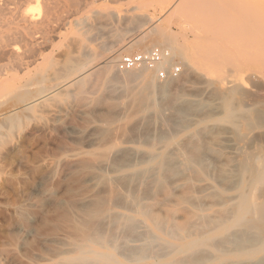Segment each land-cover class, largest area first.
I'll return each mask as SVG.
<instances>
[{
  "label": "rangeland",
  "instance_id": "1",
  "mask_svg": "<svg viewBox=\"0 0 264 264\" xmlns=\"http://www.w3.org/2000/svg\"><path fill=\"white\" fill-rule=\"evenodd\" d=\"M76 1L58 0L60 4H57L50 13L43 27L36 30L32 27L34 37L36 36L41 44L38 42V45L36 43L32 46L28 45L27 50H25L24 42L19 38L16 39L13 35L15 33L13 31L22 26L0 20V37L6 35V37H10V42L14 40L16 45L20 43L19 47L21 46V48L17 47L19 50L24 51H22L23 54L20 52L23 61L22 67H25L24 70L13 72L15 75L11 72V79L5 81V86L2 77L0 88L5 89L7 87L6 89H8L3 90L4 92H10L13 86L26 81L30 84L29 81H36L37 83L41 80L39 87L38 83L33 82L35 86L28 85L32 88V91H29L33 93L42 84L46 86L52 81L51 85H54L53 83H56L60 78H64H58V76L61 75L60 72H63L62 69L66 62L72 61L74 65L77 64V67L81 64V67H78L79 69L75 66L77 68L75 73L77 74L73 75L72 78L70 77L73 82L66 81L68 84L66 82L63 84L59 80L58 83L64 86H61V89L57 91L58 93L56 92L57 94L53 93L47 100L41 101L39 104L38 102L37 104L33 103L34 105L28 110L26 109L27 111L25 110L28 113L20 112L19 118L24 117L20 121L18 118L16 126H13L10 133L8 132L9 129H3L4 133L0 134V264H71L73 263L71 258L78 254L79 250L77 249L84 244L88 245V249L114 252L118 260L125 264H139V262L140 264H153L155 261L160 263L165 261V257L163 258L160 255L163 254L165 248L163 246H166V251L172 237L158 230L151 222V218L165 215L163 218L173 219L177 224L183 223L185 213L182 208L187 206L194 209L191 204L196 202L194 200L202 203V199L204 201V198H206L205 201L207 202L211 198L205 194L206 192L197 191L194 186L203 182L210 186L214 184L213 187L223 189L227 185L229 186V181L232 178L238 179V171L233 168H237L235 164L238 162L239 155L237 150L231 149V147L224 149L227 158L219 159L208 155L210 158L212 156V160H209V157L208 160L213 169L210 168L212 172L208 169L207 174H201L203 172L197 165L192 162L189 163L188 158H192L191 153L196 155L201 151L199 149L204 148L202 147L203 142L206 145L214 143L213 140L215 138L217 140L219 136L221 138L228 129L227 132L229 133L234 130L230 134L235 135L233 136L235 139H239L240 135L238 136V134L246 130L243 126L246 125L247 127L246 118L241 121V118L246 117V115L252 117L253 120L260 117V120H257L259 122L264 121L262 93L258 92L256 87L252 85L259 80L257 78L261 75V67L242 58V63L239 64V57L235 54L230 55L227 63L218 68H206L203 64L204 54L208 53L207 45L209 43L208 39L206 40V31L212 37L211 39H216L215 33L223 29L224 23L234 25L233 22L236 23V17L238 16V8L235 4L229 5V9L233 8L234 10L236 8L233 12L236 14H231L233 10H230L227 11L230 15H227L225 9L228 10V7L225 3L217 6V3H221L222 0H108L107 3H102L103 1L99 0L86 8H81L79 4H75ZM245 1L247 0H240V3ZM72 5L76 6L73 7ZM25 7L32 9L36 7L35 14L39 9V12L42 11L40 14L45 15V0H28ZM90 9L92 10L90 11ZM220 11L224 12L222 19L220 17L222 12L220 13ZM70 13H73V16L68 18L67 15ZM213 17L218 21H216L217 23ZM51 18H54L56 22ZM83 21L86 24H83ZM57 22H59V26ZM75 22L81 24L77 25ZM209 23H214V26ZM149 26L150 28L152 26L155 31L149 32L152 29ZM156 29L162 31V34L164 32L162 38L165 40L154 35H158ZM238 38L237 41L233 40L236 46L240 44V41H238L240 38ZM161 40H164L163 43ZM158 41H161V44ZM154 46H165L170 49L173 59L181 66V72L177 77L161 80L157 78L156 71L146 68H142L143 71L136 70L137 73L135 70L130 71V73L135 72L137 74L133 73L132 77L126 72L117 70L116 62L123 54L143 52ZM37 48L39 51L36 50ZM180 50H182L181 52L199 54L196 65H188L186 59L177 55L176 51L180 52ZM32 53L33 57H31ZM214 54L215 51L212 49L209 55L214 56ZM3 58L4 56L0 58V66L10 68L17 63L12 56L6 55V59ZM80 58L82 61H80ZM110 67L112 70H109ZM105 68L109 72L104 71ZM108 73L111 74L108 75ZM121 73L127 74V77ZM139 73L142 75L140 74L141 76L138 77ZM23 74L28 76H23ZM106 74L110 78L114 76L116 81H118L117 78L120 79V82L124 80V77L128 78L127 82L124 81L127 84L131 82L133 87H130L133 90L127 88L130 84L124 87L127 90L119 85L124 81L122 83L118 82L119 84L114 81L119 85L114 86L111 83L113 80L111 79L110 82L109 77L105 76ZM77 75V79L73 78ZM115 75H122L123 77L121 76V79ZM135 75L137 76L136 80H134ZM15 76H20L23 80L19 78L20 81H17V79H14V81ZM37 76L41 77L39 81H37L39 78L37 80L35 78ZM79 77H83L82 80H79L81 79ZM213 78L216 79L215 83L218 86L213 82ZM66 79L67 77L62 80L65 81ZM235 79L242 81L248 87V89L243 90L244 92H239L240 96L232 99L234 104L240 105L245 113H238L237 115H240V118L237 116V120L234 122H227L228 120L225 121L224 118L223 107L219 106V104L221 105L220 99L216 98L215 100L209 92H213L215 88L217 90V87L221 84L219 81L222 80L227 84L230 80ZM137 80L139 83L136 85L135 81ZM150 80L156 85L157 82L161 83L157 85L156 91L158 92H155L154 96L158 106H154L155 102L153 104L142 103L139 100L140 97L137 96L142 93L143 86ZM163 82L166 83L167 93L161 94L160 86ZM126 83L123 85H126ZM140 86H142L141 89H139ZM1 91L0 94H3L4 92ZM180 91L181 93H178ZM139 92L141 93L139 94ZM156 95L158 98H156ZM181 95L190 103H202L201 107L199 106L196 109L197 112L194 111L195 114L199 115L190 113V115L184 116L185 118L183 116L179 118L177 113H173L174 110L172 109H175L176 112ZM4 98L1 99L4 103L7 102L9 106L15 103L9 97ZM1 99L0 105L3 106ZM197 100L199 102H196ZM209 103L212 104L213 108L215 106L216 108L209 107ZM7 104H4L3 108L0 106V108H6ZM204 107L209 108L210 111ZM200 108H204V110L202 111ZM156 110L162 113H157ZM256 110L259 113L258 111L254 112ZM205 113L211 114L206 115ZM256 114L258 115L255 116ZM209 115L213 116L209 117ZM172 116L174 119H172ZM187 116L189 119L191 118L190 121ZM203 116L204 118H202ZM206 116L208 117L206 118ZM180 119L182 120L180 121ZM1 120L2 117L0 116V122ZM178 120L183 123V127H181ZM183 120L185 123L186 120L190 123H186V125ZM239 125H242L241 128ZM234 126H237V128ZM208 128H212L213 132L216 131L215 134ZM222 129H225V131ZM6 131L7 135L5 134ZM203 133L213 134V136L205 138L206 135ZM211 137H214L213 140H211ZM261 137H257L259 138V142L257 141L258 150L260 145L263 146L261 148L264 150V140H260ZM194 140L195 145L192 144ZM198 140L201 145L197 143ZM241 144L244 145L243 141ZM247 150V152L252 151V153L258 152L256 145L255 149L252 146ZM231 152H233L232 155ZM234 154L235 157H233ZM231 159L233 162L229 161ZM156 163L158 166H156ZM217 163L222 169L228 168L224 171L221 169L224 175L219 171ZM231 164H234L233 168ZM209 173L212 175L216 173L214 176H223V179L210 176ZM198 174L202 177L197 178L199 177ZM226 175L229 179L228 184L226 183L227 180H224ZM230 175H235V177ZM212 177L214 180L211 179ZM195 178L200 180L196 181ZM202 178L203 181H201ZM216 179L222 180L220 182ZM228 194H235V190H228ZM191 195L195 198L201 195L205 196L204 198L195 199ZM183 199L185 203L182 201ZM211 200L216 201L214 198H211L208 203L204 201L209 206L204 203L201 206L208 208L203 210L202 207L198 211L212 212V210L218 208V201L214 205V202L210 204ZM136 201L140 205L132 204ZM139 206L147 210L144 212L145 209L142 210ZM132 209L133 211H131ZM140 211L143 213L141 214ZM146 214H152V216L148 217ZM143 230L146 232L145 234ZM147 231L150 233L148 232V234ZM147 234L148 236L152 235V237L146 238ZM154 235H157V239L153 237ZM141 236L142 240L140 239ZM89 237L97 239L92 242H85L84 240ZM136 237L138 241L135 240ZM158 237L160 238L158 239ZM105 240L109 242L106 243ZM144 242L148 246L150 242L151 246L155 245V249L153 246V249H151L154 256H147L146 260L142 259L140 261L138 258L135 259V252L138 251L136 249L138 245H140L139 249L142 248L141 245ZM160 243L161 246H158L160 249L163 248L162 250L158 246L156 249V245ZM163 243L164 245H162ZM146 244L142 246L145 247ZM113 247L118 248L115 250ZM130 247H133V249ZM149 248L151 247L147 249ZM118 249L122 250L123 255H118ZM75 250L77 251L74 252ZM151 251H149L150 254ZM154 251L163 260L160 256L155 255ZM130 253L131 257H129ZM127 257H133L135 260L127 259ZM89 261H92L93 264H107L104 260L96 261L93 259L80 260L79 263L75 261L76 263L73 264H92V262L86 263Z\"/></svg>",
  "mask_w": 264,
  "mask_h": 264
},
{
  "label": "bare ground",
  "instance_id": "2",
  "mask_svg": "<svg viewBox=\"0 0 264 264\" xmlns=\"http://www.w3.org/2000/svg\"><path fill=\"white\" fill-rule=\"evenodd\" d=\"M39 1V0H38ZM96 1H99V0H77L75 2V4H79V6L81 8H86L88 6H92ZM103 2L102 3H107L108 0H102ZM217 1V0H215ZM218 1H221V0H218ZM28 2V0H0V20L1 21H5V22H8V23H16L20 26H22L21 28H17L16 31H13L15 32L13 35L19 39H21L23 42H24V46H25V50H27V47L28 45H33L36 43V45H38L40 42L38 41V39H36V36L34 37V32L33 30L35 29H41L43 27V24L46 23V21L48 20V16L50 15V13L55 9V7L57 6V4H60L58 3V0H45V15H41L40 13L42 12H39L37 10V13L35 14L34 11L36 9L33 8H29V7H25V4ZM35 2V1H34ZM223 2V3H222ZM37 4V2H35ZM73 3V2H72ZM101 3V4H102ZM226 4V6L228 7V10L227 11H230V10H233V8L229 9V5H232V4H235V6L238 8V13H237V21L236 23L233 22L234 25H228L226 23L223 24V29H221V31L219 30V32H213L215 33V38L216 39H211L212 37L209 36V33L208 31H206V40L208 39V45H207V54H204V57L205 59L203 60V64L205 65L206 68H214V67H221L222 65L226 64L227 63V59L230 55L232 54H235L239 57V64L242 63V59H244L245 61L249 62V63H253V64H256L258 66L261 67V72H260V76H258L257 80L255 82V84H252L256 87V90L258 92H261V99H262V103L264 104V0H247L243 3H240V0H222L221 3H217V6H221L219 4ZM42 4V3H41ZM40 4V6H41ZM68 4V3H67ZM100 4V3H99ZM63 5V4H62ZM36 6V5H34ZM39 6V5H38ZM70 6V5H69ZM73 7H75L76 5H72ZM106 6V5H105ZM62 7V6H61ZM107 7V6H106ZM138 7V6H137ZM224 7V5H223ZM44 8V7H43ZM43 8H41V10H43ZM78 8V7H76ZM219 10L221 8L217 7ZM225 8V7H224ZM61 9V8H60ZM124 9V8H123ZM136 9V8H135ZM235 9L233 11H231V14L233 12H235ZM77 10V9H76ZM75 10V11H76ZM92 9H90L91 11ZM131 10V9H130ZM218 10V11H219ZM222 10V9H221ZM224 10V11H225ZM44 11V10H43ZM59 11V10H57ZM132 11V10H131ZM236 11V12H237ZM80 12V11H78ZM89 13V11H87ZM222 12V15H220L221 19H222V16L224 14L223 11H220V13ZM94 13V12H93ZM96 13V12H95ZM122 13V12H121ZM219 13V14H220ZM228 13V12H227ZM66 14H68L66 12ZM79 14V13H78ZM77 14V15H78ZM84 14V13H82ZM91 14V13H90ZM115 14V13H114ZM218 14V13H217ZM218 14V15H219ZM236 14V13H233V15ZM65 15V13H64ZM87 15V14H85ZM84 15V16H85ZM89 15V14H88ZM113 15V14H112ZM127 15V14H126ZM125 15V16H126ZM217 15V16H218ZM226 15V14H225ZM227 15H230L229 13ZM226 15V16H227ZM66 16V15H65ZM73 16V13H70L69 15H67L68 18H71ZM80 16V15H79ZM129 16V15H128ZM225 16V17H226ZM75 17V16H74ZM81 17V16H80ZM86 17V16H85ZM117 17V16H116ZM78 18V17H77ZM82 18V17H81ZM87 18V17H86ZM97 18V17H96ZM95 18V19H96ZM111 18V17H109ZM115 18V17H114ZM216 18V17H215ZM52 19V18H51ZM60 19V18H59ZM66 19V18H65ZM80 19V18H79ZM85 19V18H84ZM88 19V18H87ZM128 19V18H127ZM214 19V17H213ZM218 19V17H217ZM227 19V18H226ZM225 19V20H226ZM52 20H55L54 18ZM77 20V19H76ZM75 20V21H76ZM116 20V19H115ZM114 20V21H115ZM125 20V19H124ZM215 20V19H214ZM219 20V19H218ZM224 20V19H223ZM232 20V19H231ZM86 21V20H85ZM217 20H215L216 22ZM222 21V20H221ZM230 21V20H229ZM54 22V21H53ZM56 22V20H55ZM59 22H61L59 20ZM59 22L58 23V26H59ZM77 22V21H76ZM75 22V23H76ZM84 22V21H83ZM116 22V21H115ZM120 22V21H119ZM212 22V21H211ZM218 22V21H217ZM216 22V23H217ZM67 23V22H66ZM157 23V22H155ZM77 24V23H76ZM81 23L77 24V25H80ZM83 24H86V22H84ZM210 25L212 23H209ZM214 24V23H213ZM212 24V25H213ZM230 24V23H229ZM209 25V26H210ZM5 26V25H4ZM153 26V25H152ZM151 26V28H152ZM208 26V28H209ZM214 26V25H213ZM6 27V26H5ZM32 27L34 29H32ZM157 27V26H155ZM154 27V28H155ZM73 28V27H72ZM93 28V27H92ZM99 28V27H98ZM97 28V29H98ZM150 28V26H149ZM150 28V29H151ZM212 29V27H210ZM67 29V28H66ZM153 29V28H152ZM150 30L149 32H153L155 31L154 29L153 30ZM159 29V28H157ZM156 29V32L158 33L157 34H154L158 37H160L161 39H164L162 38V35H164V32L162 34V31L158 30L157 31ZM214 29V28H213ZM218 29V28H216ZM43 30V29H42ZM59 31V30H58ZM75 31V29H74ZM87 31V30H85ZM165 31V30H164ZM62 34H63V31L61 30ZM60 32V33H61ZM65 32V31H64ZM100 32V30H99ZM102 32V31H101ZM155 32V33H156ZM43 33V32H41ZM40 33V34H41ZM59 33V34H60ZM67 33V32H66ZM38 34V33H37ZM152 34V33H151ZM211 34V33H210ZM12 35V34H11ZM36 35V34H35ZM43 35V34H42ZM61 35V34H60ZM93 35H95V33H93ZM100 35V34H99ZM212 35V34H211ZM155 36V37H156ZM56 37V36H55ZM58 37V36H57ZM164 37V36H163ZM237 37H239L238 41H240V44H238L237 46L233 43V40L235 39L237 41ZM159 38V39H160ZM88 39H91V38H88ZM94 39V38H93ZM13 40V38H12ZM41 40V39H40ZM157 40V39H156ZM165 40V39H164ZM163 40V41H164ZM11 39L10 37H6L3 36V37H0V58L4 56L3 59H6L5 56L9 55V56H12L17 63H15V65L13 67H5V66H0V81H2V77H3V85L5 86V81L8 80V79H11V76L10 74H12L13 72H19V70H24L25 67H22L23 66V61H22V57L21 55L23 54V52L21 50H19V48H21V46L19 47V44L16 45V41L13 40V42H10ZM42 41V40H41ZM94 41V40H92ZM162 41V40H161ZM161 41H158L160 44H161ZM162 41V43H163ZM171 41V40H170ZM21 42V41H20ZM39 42V43H38ZM49 42V41H48ZM38 43V44H37ZM171 43V42H170ZM41 44V43H40ZM16 45V46H15ZM48 45V43H47ZM19 48H18V47ZM172 47V45H170ZM176 46V45H175ZM174 48V46L172 47ZM23 49V48H22ZM182 49V48H181ZM214 50L215 51V54L214 56H210L209 53L211 50ZM34 50V49H33ZM37 51H39V49L37 48L36 49ZM210 50V51H209ZM22 54H21V52ZM29 51V50H28ZM182 50H180V52L177 53V55H180L183 57V59H186V62L188 63V65L190 66H195L196 65V61L198 60V55L197 53L195 52H181ZM33 52V51H32ZM35 52V51H34ZM26 53V52H25ZM37 54V53H36ZM43 54V52H42ZM42 54H40L42 56ZM27 55V54H26ZM33 53L31 54V57ZM176 55V54H175ZM203 55V54H202ZM40 57V56H39ZM18 60V61H17ZM72 60L74 61V58L72 57ZM243 60V61H244ZM34 61V60H33ZM40 61V60H39ZM80 61L81 58H80ZM109 61H112V60H109ZM108 61V63H109ZM244 61V62H245ZM42 62V61H41ZM75 62V61H74ZM107 63V65H108ZM165 63H168V61H166ZM32 64V63H31ZM30 64V65H31ZM41 64V63H40ZM79 64V63H78ZM106 64V63H105ZM202 64V63H201ZM26 65V64H25ZM80 66L78 67H81V64H79ZM113 65V64H112ZM32 66V65H31ZM40 66V65H39ZM38 66V67H39ZM77 67V64L74 65V63L72 61H68L64 64V68L62 69L63 72H60V68L56 69L58 70L61 75L58 76V78L60 77H64L67 79L65 81L64 78H60L59 80L62 81V83L64 84L66 81H69V82H73L70 77L72 78L73 75L77 74L75 73L76 68ZM84 66V65H82ZM110 66V65H109ZM100 67V66H99ZM106 67V65H105ZM37 68V67H36ZM108 68V67H107ZM35 69V68H34ZM79 69V68H78ZM91 69V68H90ZM89 69V70H90ZM101 69V68H100ZM28 70V69H27ZM33 70V69H32ZM109 70H112L111 67ZM139 70V69H138ZM143 71V69H140ZM57 71V72H58ZM104 71H108V69L105 68ZM136 71V70H135ZM141 71V72H142ZM155 71V70H153ZM12 72V73H11ZM32 72V71H31ZM86 72V71H85ZM84 72V73H85ZM105 72V73H106ZM109 72V71H108ZM111 72V71H110ZM120 72V71H119ZM138 71H136L137 73ZM140 72V71H139ZM127 74H129L131 77L133 76V73L135 72H126ZM135 73V74H136ZM15 75V73H13ZM28 74V73H27ZM31 74V73H30ZM111 74V73H108V75ZM114 74V73H113ZM116 74V73H115ZM118 74V72H117ZM122 74V73H121ZM125 74V73H124ZM122 74V75H124ZM127 74H125V77H127ZM132 74V75H131ZM141 73H139L138 77L141 76L140 75ZM152 74V73H151ZM254 73L252 72V75ZM258 74V73H257ZM19 75V74H18ZM26 75V74H23V76ZM29 75V74H28ZM26 75V76H28ZM116 76V77H120L121 76ZM128 75V76H129ZM137 75V74H136ZM134 76V80H136L137 76ZM21 76V74H20ZM20 76H15L14 79H17V81H20L19 78H21ZM81 76V75H80ZM84 76V75H83ZM107 76V74L105 75ZM111 76V75H110ZM129 76V78H130ZM14 77V76H13ZM17 77V78H16ZM109 77V76H107ZM105 77V78H107ZM123 77V76H122ZM124 77V80H126L127 82V79ZM151 77V76H150ZM25 78V77H24ZM28 78V77H27ZM37 81L40 80L41 77H35ZM53 78V77H52ZM57 78V77H55ZM57 78V79H58ZM73 78H78V75L77 77H73ZM81 79L79 80H82L83 77H79ZM132 78V79H133ZM149 78V77H148ZM22 79V78H21ZM70 79V80H69ZM113 81H112V80ZM122 79V78H121ZM152 79V78H151ZM211 79V78H210ZM213 82L215 83V78H213ZM23 80V79H22ZM29 80V79H28ZM34 80V79H33ZM58 80V81H59ZM111 83L115 85H118L120 82V79L117 78L118 81H116V78L114 76H112L111 78L109 77V79ZM123 80V81H124ZM139 80V79H138ZM135 81V84L137 85V83H139V81ZM157 80V79H156ZM15 81V80H14ZM25 81V79H24ZM35 81V80H34ZM58 81L56 83H53L54 85H51L52 84V81L49 85H46L44 86L43 84V87L41 85L40 88L38 89H34L35 92L33 91V93L31 92L32 88H30L31 85H34L33 83H36L35 82H30V84L28 83H22L20 85H17V86H13L12 90L10 92H4L5 89H1L0 88V91L4 90L3 94H0V99L2 97H9V99H13L11 101L15 102L13 105L9 106L7 104V102L4 103V101L2 102L3 103V106L4 104H7L6 108L2 109L3 106H1L2 108H0V116L2 117V120L0 122V134L4 133L2 130L3 129H9L8 132L10 133V130L13 129V126H16V123H17V120L19 118V113L20 112H26L28 110V108H30L32 105H34L33 103H36L38 102H41V101H44V100H47L51 95H53V93L55 94L58 90L61 89V86H64L63 84L61 83H58ZM75 81V80H74ZM78 81V80H77ZM116 81V82H114ZM123 81H121L120 83H122ZM212 81V79H211ZM210 81V82H211ZM244 81V80H243ZM2 82H0L2 84ZM41 82V80L39 81ZM38 83V87L40 85V83ZM125 82V81H124ZM122 83V84H119L120 86L122 85L123 88L125 86H129L127 88H131L132 89V85H131V82H129V84H127L126 82V85H123L125 83ZM147 82V81H146ZM211 82V83H213ZM221 84L219 87H217V90L216 88L213 89V92H209L211 93V95L213 96V98L216 100V98L220 101H221V105L219 104V106H222L223 110H224V113H225V116L224 118L226 119L225 121L227 122H234L235 120H237V116H239L240 118V115H237L238 113H242L244 114L245 112L241 109L242 107L240 105H236L234 104L233 102V98L234 97H237V96H240L239 95V92L240 91H243V90H246L248 89V87L245 86V84L242 82V81H238L237 79L235 80H230L229 82L224 83V81H219ZM36 83V84H37ZM134 84V81L132 82ZM142 83V82H141ZM169 83V82H167ZM252 83V82H251ZM250 83V84H251ZM0 84V85H1ZM66 84H68L66 82ZM161 84V83H160ZM159 82H157V85H160ZM164 82L162 83V85L160 86V91H161V94L162 93H167L166 90H167V86L164 84ZM216 84V83H215ZM30 85V86H28ZM118 85V86H119ZM157 85L152 82L151 80L148 81L147 83H145V85L143 86V89H142V93L139 92L140 95H137V93H135L137 96H139V100L142 102V103H151L153 104L156 100H154V96H155V92H158L156 91V88H157ZM168 85V84H167ZM217 85V84H216ZM215 85V86H216ZM251 85V86H252ZM35 86V85H34ZM37 86V85H36ZM132 86V87H130ZM218 86V85H217ZM2 87V86H1ZM12 87V86H11ZM135 87V85H134ZM142 86H140L139 89H141ZM30 88V89H28ZM36 88V87H35ZM63 88V87H62ZM136 88V87H135ZM11 89V88H10ZM125 89V88H124ZM8 90V89H6ZM31 90V91H29ZM127 90V89H125ZM250 90V88H249ZM1 91V92H2ZM212 91V90H210ZM251 91V90H250ZM256 91V92H257ZM244 92V91H243ZM257 92V93H258ZM58 93V92H57ZM56 93V94H57ZM178 93H181L178 92ZM182 93H185L182 91ZM158 94V93H156ZM186 94V93H185ZM241 94V93H240ZM260 94V93H259ZM160 95V94H159ZM190 95V94H188ZM162 96V95H161ZM177 96V94H176ZM175 96V97H176ZM260 96V95H259ZM54 97V96H53ZM4 98V99H5ZM156 98H158V96L156 95ZM164 98V97H162ZM177 98V97H176ZM180 99V102H179V105L178 107H176V112H175V109H172L174 110L173 113H177V115L179 116V118L181 116H183V118L186 117V115H190V113H194V111H196V109H198V107L200 105H202V103H199V104H193V103H190L188 102L184 97H182V95L179 97ZM177 100V99H176ZM6 101V100H5ZM191 101V100H190ZM139 102V101H138ZM196 102H199L198 100ZM201 102V100H200ZM209 102V101H208ZM219 102V101H218ZM22 105H21V104ZM44 103V102H43ZM220 103V102H219ZM260 103V102H259ZM20 104V105H18ZM149 104V105H151ZM158 104V103H157ZM156 104V102L154 103V106H158ZM217 104V103H216ZM215 104V105H216ZM262 104V105H263ZM173 105H174V102H173ZM212 104L209 103V107L211 106ZM214 105V106H215ZM218 105V104H217ZM36 106V105H35ZM140 106V105H139ZM152 106V105H151ZM150 106V108H151ZM261 106V105H260ZM201 107V106H200ZM149 108V107H148ZM154 108V107H153ZM175 108V106H174ZM205 108V107H204ZM204 108H200V110L202 109V111L204 110ZM211 108H213V106H211ZM216 106L213 108L215 109ZM262 108V106H261ZM27 109V110H26ZM145 109V108H144ZM157 109V108H155ZM207 109V108H205ZM209 109V108H208ZM207 109V110H208ZM260 109V108H258ZM264 109V108H263ZM26 110V111H25ZM31 110V109H30ZM29 110V111H30ZM160 110V109H159ZM157 111V113L161 112V111ZM212 110V109H211ZM255 110V109H254ZM210 111V109H209ZM258 110L254 111V112H257ZM262 111V110H261ZM197 112V111H196ZM208 112V111H206ZM244 112V113H243ZM28 113V112H26ZM162 113V112H161ZM203 113V112H201ZM212 113V112H211ZM211 113H205L206 115L207 114H211ZM259 113V111H258ZM195 114V113H194ZM247 114H250V113H247ZM253 114V113H252ZM25 115V114H24ZM28 115V114H27ZM26 115V116H27ZM157 115H160V114H157ZM175 116V114H173ZM195 115H199V114H195ZM214 115V114H213ZM211 115V116H213ZM246 115V114H245ZM244 115V116H245ZM251 115V114H250ZM258 114H256L255 116H257ZM262 115H264V112L262 113ZM161 116V115H160ZM185 116V117H184ZM209 115V117H211ZM243 116V115H242ZM24 116H21V118H23ZM29 117V116H27ZM173 117V116H172ZM208 116H206L207 118ZM248 115H246V117H242L241 118V121H243L242 119L246 118V124H247V127L246 125H244L243 127L246 128V130L244 132H241V126H240V132L238 134V136L240 135V137H238L239 139H235V135H231L230 133L234 132L231 131L230 133L227 132L229 131L226 130V132L223 134V136H220L213 140L212 138L215 137H211V140L215 141L214 143L212 142L211 144H208L206 145L205 142H203V145L202 144V147H204L203 149H199V153L194 155L193 153H191L190 155L192 156V158H188L190 160L189 163H193L195 165L198 166V168L203 172L200 173L201 174H207L208 172V169L212 168L211 167V164L209 163V160H212V156L216 157V158H225L227 154H225L224 152V149L227 147H231V149H235L237 150V153L239 155V159H238V162L235 164V166L237 168H233L231 164V167L233 169H237L236 171H238V179H231L229 181L228 179V176L226 175L224 177V180L226 179V183L229 181V186L227 184V187L226 188H223V189H219V188H216V187H213L215 186L213 184V186H210L208 185L207 183H203V182H200L197 186H194L197 188V191L199 190L200 192H206L205 194L208 195V197H211V198H214V200L216 201H212L210 202V204L212 202H214L216 205V202L218 201L219 203V207L218 208H215L214 210H212V212H201V211H198L200 210V208H202L203 210L206 208V206H209V205H206V203H208V201L211 199L209 198V200H207V202L205 201L206 198H204L205 195H201V196H198V195H195V196H198V197H194L195 199H199V198H204V201L206 203H204L203 199H202V203H204L206 206H201L202 203H199L197 202V200H194V198H192L194 201L196 202H193L191 203L192 206L194 207V209L192 208H189L187 207L186 205H183V206H186L182 209H184V221L183 223H176L175 220L173 219H168V218H163L164 216L162 217H159V216H156V217H153L151 218L154 224V226L162 231V233L164 232L165 234L169 235L170 237H172V241H168L169 244H168V249L165 251V248L166 246L164 245V243L162 245H164L163 247L164 248V251H163V254H160L163 258L165 257V261H162V262H157L155 261L153 264H264V150H262L261 146L260 145V148L258 150V147L259 145L258 144V140L259 138L257 137H261L260 135H263L264 136V121L262 120L261 122H259L258 120H260L259 118H257V122H255L256 120H253L252 117H248ZM21 118H19V121L21 120ZM178 118V119H179ZM188 118V116H187ZM204 118V116L202 117ZM200 118V119H202ZM238 118V119H239ZM264 118V116H263ZM170 119V118H169ZM174 119V117L172 118ZM171 119V120H172ZM189 119V118H188ZM191 119V118H190ZM189 119V121H190ZM23 120V119H22ZM170 120V121H171ZM182 119H180L181 121ZM185 120V119H184ZM183 120V122H184ZM240 120V119H239ZM18 121V123H20ZM175 121V120H174ZM189 121L186 120V123H190ZM207 121V120H206ZM173 122V121H172ZM176 122V121H175ZM179 122V120H178ZM238 122V121H237ZM174 123V122H173ZM184 122V124H186ZM244 123V122H243ZM171 124V123H170ZM176 124V123H175ZM178 124V123H177ZM181 124V127L183 123H180ZM209 124V123H208ZM238 124V123H237ZM21 125V124H19ZM187 125V124H186ZM18 126V125H17ZM180 126V125H179ZM210 126V125H208ZM207 126V127H208ZM203 127V126H202ZM213 127V126H212ZM235 128H237V126H234ZM233 127V128H234ZM242 127V128H243ZM17 128V127H16ZM224 128V127H222ZM234 128V129H235ZM208 129H212V128H208ZM221 129V128H220ZM226 129V128H225ZM225 129H222L223 131H225ZM213 130V129H212ZM211 130V131H212ZM232 130V129H231ZM258 130V131H257ZM209 131V130H208ZM207 131V132H208ZM210 131V132H211ZM206 132V131H204ZM213 132V131H212ZM216 132V131H215ZM215 132H213L215 134ZM239 132V131H238ZM237 132V133H238ZM209 133V132H208ZM218 133V132H217ZM220 133V132H219ZM236 133V132H235ZM7 135V131L5 133ZM198 134V133H197ZM196 134V136H197ZM202 134V132H201ZM200 134V136H201ZM205 134V133H203ZM207 138V136H213V134L211 135H208V134H205ZM199 136V134H198ZM198 136H197V139H198ZM217 136V135H216ZM261 137L262 139L260 140H264V137ZM3 137V136H2ZM12 137V136H11ZM202 137V136H201ZM200 137V138H201ZM199 138V139H200ZM204 138V136H203ZM204 138V139H205ZM220 138V140H219ZM195 139V138H194ZM195 139V140H197ZM202 139V138H201ZM210 139V138H209ZM208 139V140H209ZM195 140L192 144L195 143ZM207 140V139H206ZM219 140V141H218ZM199 141V140H198ZM203 141V139H202ZM243 141L244 145L241 144V142ZM258 141V142H257ZM210 142V141H208ZM240 142V143H239ZM257 142V143H256ZM199 145H201L200 141L197 142ZM195 145V144H194ZM193 145V146H194ZM255 145L257 146V151L254 150L256 153H252V149H250L249 151L250 152H247L248 148H251L252 146H254V149H255ZM263 147V146H262ZM194 148V147H193ZM200 148V147H199ZM196 152V151H195ZM230 153V152H229ZM233 152H231V155H232ZM208 155H212L211 158L208 156ZM230 155V156H231ZM237 155V154H236ZM208 157L210 158L208 160ZM213 157V158H214ZM228 157V156H227ZM226 157V158H227ZM232 157V156H231ZM230 157V158H231ZM233 157H235V154L233 155ZM187 159V158H186ZM229 159V158H228ZM163 160H164V157H163ZM215 160V159H214ZM213 160V161H214ZM230 162L233 160H229ZM158 162V161H157ZM160 162V161H159ZM164 162V161H162ZM166 162V160H165ZM164 162V163H165ZM187 162V161H186ZM235 162V161H234ZM219 163V162H218ZM217 163V164H218ZM222 163V162H221ZM191 164V165H193ZM224 164V163H223ZM226 164V163H225ZM224 164V165H225ZM164 165V164H163ZM189 165V164H188ZM221 165V164H220ZM227 165V164H226ZM156 166L157 163H156ZM223 166V165H222ZM234 166V167H235ZM192 167V166H191ZM195 167V166H194ZM218 168H219V171L222 172V170H227L228 168L226 169H222L221 167H219V164H218ZM218 168H216V170H218ZM195 169H197L195 167ZM215 169V167H214ZM222 169V170H221ZM144 170V169H143ZM148 170V169H147ZM215 170V172H216ZM233 170V171H235ZM135 171V170H134ZM137 171V170H136ZM210 171L212 172V170L210 169ZM217 171V172H219ZM230 171V170H229ZM145 172V171H143ZM136 173V172H135ZM138 173V172H137ZM197 173V172H196ZM139 174V173H138ZM210 176H214L212 175L211 173H209ZM220 174V173H218ZM229 174V173H228ZM134 175V174H133ZM136 175V174H135ZM141 175V173H140ZM144 175V174H142ZM221 175V174H220ZM222 175H224V173L222 172ZM199 177L197 178H200L201 175L198 174ZM205 176V175H204ZM207 176V175H206ZM219 178L221 176L217 175ZM230 176H233V175H230ZM229 176V177H230ZM140 177V176H139ZM202 177V176H201ZM216 177V176H214ZM216 177V178H218ZM227 177V178H226ZM235 177V175L233 176ZM223 179V176L221 177ZM213 179V177L211 178ZM221 179V180H222ZM196 180V178H195ZM200 180V179H198ZM196 180V181H198ZM205 180V179H204ZM214 180V179H213ZM220 181V179H216V181ZM223 180V181H224ZM203 181V178L202 180ZM215 181V182H216ZM210 183V182H209ZM218 183V182H216ZM225 183V182H224ZM217 185V184H216ZM224 185V184H223ZM225 187V186H224ZM195 188V190H196ZM194 189V188H193ZM235 190V194H228V190ZM193 191V190H192ZM197 193V192H196ZM195 193V194H196ZM199 193V192H198ZM207 197V196H206ZM187 198V197H186ZM189 199V198H187ZM191 199V198H190ZM140 201V200H139ZM184 203V199L182 200ZM192 201V200H190ZM190 201H187L188 203ZM182 203V202H180ZM132 204H139L136 202L132 203ZM213 204V203H212ZM140 205V204H139ZM218 205V204H217ZM143 206V205H142ZM141 206V207H142ZM212 206V205H211ZM137 207V206H136ZM140 207V206H139ZM140 207V208H141ZM139 210H143L145 208H141ZM181 208V207H180ZM208 208V207H207ZM206 208V209H207ZM130 209V208H129ZM147 209L144 210V212L146 211ZM130 211V210H129ZM133 211V209L131 210ZM135 211V210H134ZM139 212V211H138ZM137 212V213H138ZM172 212V211H171ZM170 212V213H171ZM141 213V211H140ZM139 213V214H140ZM143 213V212H142ZM141 213V214H142ZM140 214V215H141ZM145 214V213H144ZM169 214V212H168ZM155 215V214H154ZM146 216L148 217H151L152 214L148 215L146 214ZM167 216V215H166ZM175 216V215H174ZM168 217V216H167ZM179 217V216H178ZM173 218V217H171ZM176 218V217H175ZM150 219V220H151ZM148 225V224H147ZM144 231V230H143ZM149 231H147L148 233ZM146 232L144 231V234ZM150 233V232H149ZM148 233V234H149ZM159 233V232H158ZM161 233V232H160ZM138 234V233H137ZM141 233H139L140 235ZM147 234V237L148 236ZM142 235V234H141ZM143 236V235H142ZM142 236L140 237V239L142 238ZM157 236V235H156ZM156 236L154 235L153 237L156 238ZM138 237V236H137ZM135 238L136 241H138V238ZM152 237V235L150 236ZM153 238V240H154ZM160 237H158L159 239ZM166 239H168L167 237H165ZM97 239V238H96ZM94 237H89L88 239H85L84 241L85 242H92L94 240ZM99 239V238H98ZM143 239V238H142ZM141 239V240H142ZM145 239V238H144ZM150 239V238H149ZM157 239V238H156ZM163 239V238H162ZM101 240V239H100ZM134 240V239H133ZM132 240V241H133ZM152 240V241H153ZM150 241V240H148ZM96 242V241H95ZM105 242H109V241H106ZM149 243V242H148ZM97 244V243H96ZM99 244V243H98ZM114 244V243H113ZM128 244V243H127ZM146 242H144V244L142 245H145ZM151 244V242H150ZM149 244V246L146 244V246H142L141 245V249H139L140 245H138V247L136 248L138 251H136L135 253V259L138 258V260H142V259H145L148 257H151V256H154L152 255V251L151 249L154 248L155 245H152V246ZM110 245V244H108ZM120 245V244H119ZM123 245V244H122ZM121 245V246H122ZM129 245V244H128ZM128 245L126 246L128 248ZM161 246V243L160 244H157L156 245V249H157V246ZM90 246V245H89ZM102 246V245H101ZM112 246V245H110ZM130 246V245H129ZM132 246V245H131ZM158 246V247H159ZM107 247V246H105ZM123 247V246H122ZM121 247V248H122ZM134 247V246H133ZM133 247H130L133 249ZM144 247V248H143ZM148 247H151L149 249H147ZM115 249V247H113ZM118 248V247H117ZM116 248V249H117ZM126 248V249H127ZM115 249V250H116ZM123 249V248H122ZM155 249V248H154ZM160 249V247H159ZM162 250V249H160ZM78 254L76 256H74L73 258H71V261L74 263L75 261H79L81 260H86L87 259H93V260H96V261H105L107 264H125L123 262H120L116 256V254L114 252H111V251H100V250H96V249H88V245L87 244H84L83 246H81L79 249ZM77 250H75L74 252H76ZM119 251L118 252V255H123L122 253V250L120 251L119 249L117 250ZM116 251V253H117ZM126 252H128L127 250H125ZM134 251V250H132ZM151 251V254L150 252ZM149 252V254H148ZM161 252V251H160ZM121 253V254H119ZM129 253V252H128ZM155 253V251H154ZM125 255V254H124ZM127 255V253H126ZM155 255H157L155 253ZM159 254L157 256H160ZM129 256V255H128ZM160 256V257H161ZM126 257V256H125ZM131 257V253H130V256ZM127 257V259H134L133 257L132 258H129ZM159 257V258H160ZM161 257V260H163ZM134 259V260H135ZM157 259V258H156ZM146 260V259H145ZM155 260V259H154ZM158 260V259H157ZM92 261H89V262H86V263H90ZM137 262V261H136ZM145 262V261H143ZM148 262V261H147ZM71 263V264H73ZM76 263V262H75ZM77 263V264H78ZM97 263V262H96ZM70 264V263H69ZM93 264V262H92ZM140 264V262H139ZM146 264V263H145Z\"/></svg>",
  "mask_w": 264,
  "mask_h": 264
},
{
  "label": "built area",
  "instance_id": "3",
  "mask_svg": "<svg viewBox=\"0 0 264 264\" xmlns=\"http://www.w3.org/2000/svg\"><path fill=\"white\" fill-rule=\"evenodd\" d=\"M168 61V63H165ZM120 72H130L142 68L155 70L157 78L164 80L175 78L181 72V66L173 59L171 51L165 46H154L143 52L123 54L116 62Z\"/></svg>",
  "mask_w": 264,
  "mask_h": 264
}]
</instances>
